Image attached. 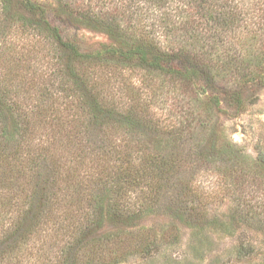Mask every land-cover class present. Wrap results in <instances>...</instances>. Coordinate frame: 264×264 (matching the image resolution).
<instances>
[{"label": "trees", "instance_id": "trees-1", "mask_svg": "<svg viewBox=\"0 0 264 264\" xmlns=\"http://www.w3.org/2000/svg\"><path fill=\"white\" fill-rule=\"evenodd\" d=\"M92 1L52 0L64 30L46 0H0V264L149 259L163 235L139 226L146 217L203 226L228 180L238 202L241 181L264 186V154L247 155L216 117L264 89V0ZM169 90L196 123L156 116ZM238 217L264 232L260 213ZM253 251L241 244L235 260Z\"/></svg>", "mask_w": 264, "mask_h": 264}, {"label": "rangeland", "instance_id": "rangeland-1", "mask_svg": "<svg viewBox=\"0 0 264 264\" xmlns=\"http://www.w3.org/2000/svg\"><path fill=\"white\" fill-rule=\"evenodd\" d=\"M46 2L50 22L64 30L68 28L56 18V5L52 0ZM109 2L110 0H93L91 3L98 8L107 9ZM77 35L88 45L107 43V38L100 33L80 29ZM151 108L156 116L166 119V123L172 120L173 123L188 125L193 124L195 119L191 108L185 103L184 95L172 90L161 95L159 93L152 101ZM222 111L216 117L227 137L235 145L242 147L251 158H256L261 152L264 154V89L255 94V103L246 106L243 112L235 113L224 105ZM196 121L197 119L195 123ZM197 181L202 189H216L211 177L203 176ZM241 182L244 186L243 200L238 202L237 197L230 194L233 184L228 180V194L224 191L206 205L209 220L203 226L196 224L195 215L184 216L182 220H174L168 213H154L146 217L139 226L151 228L158 235H163L161 251L149 259L132 255L128 257L126 264H264L262 228L255 221L245 222L238 217V212L249 207L264 218V186L255 187L248 180ZM186 206L195 208V201L188 202ZM250 243L254 250L251 258L236 261L238 246L242 244L247 247ZM29 251L34 252L32 249Z\"/></svg>", "mask_w": 264, "mask_h": 264}]
</instances>
